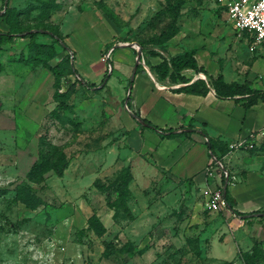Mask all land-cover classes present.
<instances>
[{"label":"rangeland","instance_id":"rangeland-1","mask_svg":"<svg viewBox=\"0 0 264 264\" xmlns=\"http://www.w3.org/2000/svg\"><path fill=\"white\" fill-rule=\"evenodd\" d=\"M175 14L177 29L179 18L201 15L192 34L208 43L221 30L216 51L237 72L241 59L218 0H8L6 8L0 0V30L45 28L73 53L41 33L35 41L57 52L47 63L29 60L28 37L0 47V264H264V222L238 226L226 207L208 209L201 186L153 165L149 145L141 149L133 87L125 103L136 44H144L137 67L152 74L149 48L160 57L183 48L184 37L154 44ZM234 34L249 47L250 37ZM67 53L84 84L70 75L75 87L55 98L56 90L66 91V79L56 87L49 65ZM51 145L65 154L66 167L30 181L40 149ZM257 147L263 152L264 140ZM129 165L131 179L120 192L116 179ZM20 189L41 201L27 207ZM91 216L105 227L102 235L89 228ZM109 242L127 251L106 257Z\"/></svg>","mask_w":264,"mask_h":264},{"label":"crops","instance_id":"crops-1","mask_svg":"<svg viewBox=\"0 0 264 264\" xmlns=\"http://www.w3.org/2000/svg\"><path fill=\"white\" fill-rule=\"evenodd\" d=\"M225 14L227 17L226 12ZM198 16L179 18L178 31L173 37H184L183 48L172 47L162 57L157 54L149 55L148 60L150 68V65L158 64L163 58L169 60L177 54L193 50V57L202 70L184 68L180 74L187 81L172 82L169 78L159 80L151 69L152 74L140 67L132 83L133 93L130 101L132 108L138 111L142 118L159 128H174L178 131L180 128H187L189 132L165 137L159 131L142 126L139 130L143 140L141 149L149 145L153 154V165L180 179H192L201 186L202 193L205 189L223 190L226 183V190L234 199L233 210L245 214L254 213L252 216L243 217L226 207L232 215L231 220L241 221L236 225L246 223L248 226L253 219L264 222V151L260 152L261 149L257 147L260 141L264 140V101L258 99L256 103L245 107V99L241 95L218 97L209 84L203 95L177 90L197 79L207 81L221 75L227 83H242L247 80L252 90L263 92L264 44H259L253 49L250 48L251 44L248 47L245 39L242 40L241 36L234 34L235 32L249 37L248 32L237 31L227 17L232 31L229 34L233 37L232 47L236 51L235 56L241 59L237 72L231 73L229 67L232 66L223 64L216 51L221 45V41L217 42V39L222 37L223 32L215 31L214 38L212 37L209 43L194 36L197 30H193V21H199L201 15ZM256 48L257 51L251 53ZM248 57L250 61L246 65L244 60ZM236 67L235 65L234 69ZM207 138L214 142V151L219 159L210 156ZM250 143H253L251 148ZM232 144L235 146H231ZM215 160L222 164V168L211 162ZM210 165H213V168L211 173H208L207 168ZM224 171L233 174L235 181L227 182ZM260 241L264 250V237ZM238 264H241L240 260Z\"/></svg>","mask_w":264,"mask_h":264},{"label":"trees","instance_id":"trees-1","mask_svg":"<svg viewBox=\"0 0 264 264\" xmlns=\"http://www.w3.org/2000/svg\"><path fill=\"white\" fill-rule=\"evenodd\" d=\"M173 10V9H172ZM177 15L166 24L165 29L160 32V35L154 41V44H161L164 41L168 40L172 36H174L178 29L175 26ZM31 29L25 31H19L18 33L6 32L0 30V47L2 45L14 42L17 36L21 37H28L30 40L28 42V58L34 62L38 63H47L49 60L53 59L56 56V50L52 44L49 43H42L36 42L35 36L39 33L47 34L53 38V40L58 43L64 51H69L68 46L65 44L63 39L53 31H48L45 28H36V31H30ZM142 49H144L143 42H139ZM154 47V46H153ZM153 47L149 49V55H156L157 52L153 50ZM194 51L187 50L183 53L177 54L173 57H170L169 60L163 58L161 62L156 65H150V69L156 75L159 80H163L165 78H169L170 81L176 82L180 80L181 82H186L187 79L180 74L184 68H192L196 71L202 70V68L198 67L196 60L193 57ZM146 62V61H145ZM138 66L136 68L135 74L139 71ZM49 68L55 78V86L58 87L61 85L62 78L66 79L65 84L63 85L66 88L65 92H57L54 93L55 98L64 97L66 98L69 95V92L73 90L75 87V81L71 82L69 79L70 75H76V81L83 83V81L78 77L77 70L73 66L70 60V56L67 53L65 57L56 62L54 65L50 66ZM211 86L214 88L215 93L218 97H233L235 95H241L244 97L245 102L244 106L249 107L250 105L256 103L258 99L264 101V91L260 92L258 90H252L249 85L246 84H238L235 82L227 83L223 80V77L219 75L216 78H210ZM131 82V81H130ZM179 91H186L194 94H205L208 90V86L205 84V81L202 79H197L192 83L182 86L178 88ZM68 97V96H67ZM64 98V99H65ZM61 99V98H60ZM60 100V104L66 105L65 101ZM129 99V97H128ZM128 105V102H127ZM131 115L137 121L143 122V127L152 129L154 131H159L165 137H175L182 134H187L189 130L187 128H180L178 131L174 128L163 129L159 128L158 126L152 124L149 120L142 118L139 114L131 112ZM203 135H205L203 133ZM206 136V135H205ZM208 149L210 151V156L215 159H219L214 151V142L207 138L206 140ZM67 165V160L65 154L60 151V149L56 146H50V149H40V159H37L31 166L30 169V181H35V179H41L44 177V173L49 171H54L57 174L62 173L63 169ZM130 165L126 167V169L121 173V175L116 179V183L120 181L119 184V191L121 192L123 189H127V185L129 180L131 179L130 174ZM25 190H21L17 193V196H20V199L27 205V207L34 208L38 205L41 201L39 200L33 193L30 192L29 189H26L27 194H23ZM224 199L226 202V207L233 210L234 199L228 190L225 191ZM121 195V194H120ZM233 212L239 216L248 217L252 216L254 213H241L237 210H233ZM89 228L92 229L96 234L102 235L105 231V227L99 221L96 216H91L88 219ZM116 251L122 252L127 251L126 247H116L114 248L112 244L109 242L106 245L104 255L106 257H110ZM123 253V252H122Z\"/></svg>","mask_w":264,"mask_h":264},{"label":"built area","instance_id":"built-area-1","mask_svg":"<svg viewBox=\"0 0 264 264\" xmlns=\"http://www.w3.org/2000/svg\"><path fill=\"white\" fill-rule=\"evenodd\" d=\"M223 10L227 13L228 20L239 31H246L251 39V49L259 44H264V0H218ZM253 143L249 144L252 147ZM214 165L222 168V164L215 160ZM213 165L207 168L211 173ZM227 182H234L236 177L224 171ZM207 208L217 211L226 207L223 190L221 188L205 189L203 191Z\"/></svg>","mask_w":264,"mask_h":264},{"label":"water","instance_id":"water-1","mask_svg":"<svg viewBox=\"0 0 264 264\" xmlns=\"http://www.w3.org/2000/svg\"><path fill=\"white\" fill-rule=\"evenodd\" d=\"M7 3H8V0H4V8H6L7 6ZM30 31H36V30H30ZM137 45V52H136V62L134 64V67H133V71H132V74H131V82H130V89H129V92L125 98V103H127V100H128V97L130 95V90L132 88V83H133V80H134V77H135V71H136V67L137 65L141 62V54H142V48L139 44H136ZM119 46H133V44H128V43H123V44H120ZM70 51V50H69ZM70 54H71V57L73 56V53L72 51H70ZM73 60V59H72ZM103 86V83H101L98 87H101ZM143 123V122H142ZM226 191V183L224 185V189H223V192L225 193Z\"/></svg>","mask_w":264,"mask_h":264}]
</instances>
